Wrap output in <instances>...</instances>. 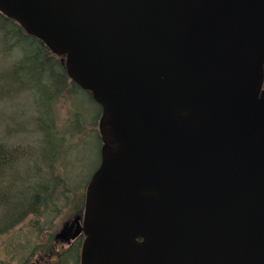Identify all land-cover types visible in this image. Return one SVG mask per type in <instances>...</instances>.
<instances>
[{
    "label": "water",
    "instance_id": "obj_1",
    "mask_svg": "<svg viewBox=\"0 0 264 264\" xmlns=\"http://www.w3.org/2000/svg\"><path fill=\"white\" fill-rule=\"evenodd\" d=\"M101 105L81 264H264V0H0Z\"/></svg>",
    "mask_w": 264,
    "mask_h": 264
},
{
    "label": "trees",
    "instance_id": "obj_2",
    "mask_svg": "<svg viewBox=\"0 0 264 264\" xmlns=\"http://www.w3.org/2000/svg\"><path fill=\"white\" fill-rule=\"evenodd\" d=\"M0 49L11 58L13 82L20 90L32 93L38 113L35 118L40 132L37 145L22 148L0 142V235L11 232L14 236L11 250H15L12 254L18 264H24L37 251L45 254L52 250L53 228L66 207L72 212L84 209L85 191L91 177L82 184L75 176L64 177L57 165L62 156L61 147L66 145L69 135L78 145L87 142L89 137L97 138L99 166L102 107L91 92L70 78L62 56L51 52L42 40L28 34L16 20L2 12ZM2 96L9 94H0ZM42 99L51 104L44 110L50 118L40 111ZM66 99L73 105L72 113L67 127L61 129L55 123L54 114L58 104ZM43 117L51 120L52 125H44ZM21 166L23 169L17 172ZM23 225L28 232L23 230ZM80 245L78 241L77 246L65 251L64 264H79Z\"/></svg>",
    "mask_w": 264,
    "mask_h": 264
},
{
    "label": "rangeland",
    "instance_id": "obj_3",
    "mask_svg": "<svg viewBox=\"0 0 264 264\" xmlns=\"http://www.w3.org/2000/svg\"><path fill=\"white\" fill-rule=\"evenodd\" d=\"M10 63L11 58L0 49V94H9V96L0 97V142H4L10 147L23 148L27 146L30 148L37 145L40 138V132L37 131L35 122L38 113L35 110L32 93L20 90L17 83L13 82L11 74L14 73V70L9 67ZM50 105L44 99L41 100L40 111L43 116H47L44 110H47V106ZM72 106L70 100L66 99L55 108V117H53L58 128L67 127ZM42 121L44 125H52L51 120L44 117ZM67 139L66 145L61 147L62 156L59 165H57L58 171L64 177L75 176L84 184L98 166L99 142L96 137H89L87 142L78 145L76 139H71L69 135ZM21 169H23L22 166L18 167L17 172ZM77 215H80V211L72 212L69 207H66L58 217L53 230L57 236L55 243L59 246L67 242L69 228L75 225ZM22 227L25 232H28L25 225ZM12 240H14V236L11 232L0 235V264H18V259L12 254L15 251L11 250ZM32 264L47 263L35 256Z\"/></svg>",
    "mask_w": 264,
    "mask_h": 264
},
{
    "label": "flooded vegetation",
    "instance_id": "obj_4",
    "mask_svg": "<svg viewBox=\"0 0 264 264\" xmlns=\"http://www.w3.org/2000/svg\"><path fill=\"white\" fill-rule=\"evenodd\" d=\"M83 216H84V209L83 211H80V215H77L75 218V225L71 226L69 228V235L67 238V242L62 243L60 246L58 244L55 243L57 236L55 234V238L52 244V250L49 253H45V254H41V252L37 251L38 253H36L33 257H31L32 259L24 264H28V263H33L34 257H39L40 260L46 262L47 264H64L63 263V254L65 253V251H69L71 249V247H75L78 244V241H81V245L79 248V254H80V259H79V264H81V249H82V244H83V240H84V233L83 231L78 233L75 237L74 234L77 230V225L78 222H80L81 224L83 223ZM60 238V237H59ZM61 239V238H60ZM35 263V262H34Z\"/></svg>",
    "mask_w": 264,
    "mask_h": 264
}]
</instances>
